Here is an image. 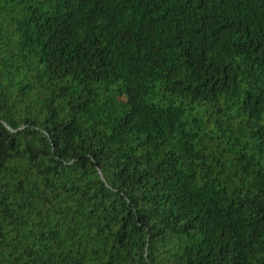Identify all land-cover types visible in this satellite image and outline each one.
Segmentation results:
<instances>
[{
    "label": "trees",
    "instance_id": "obj_1",
    "mask_svg": "<svg viewBox=\"0 0 264 264\" xmlns=\"http://www.w3.org/2000/svg\"><path fill=\"white\" fill-rule=\"evenodd\" d=\"M0 264H264V0H0Z\"/></svg>",
    "mask_w": 264,
    "mask_h": 264
}]
</instances>
